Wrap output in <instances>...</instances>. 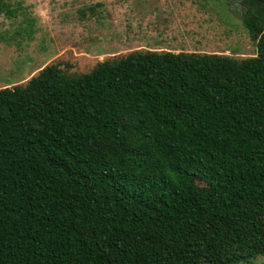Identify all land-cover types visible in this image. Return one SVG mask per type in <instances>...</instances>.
I'll use <instances>...</instances> for the list:
<instances>
[{"label": "trees", "instance_id": "trees-1", "mask_svg": "<svg viewBox=\"0 0 264 264\" xmlns=\"http://www.w3.org/2000/svg\"><path fill=\"white\" fill-rule=\"evenodd\" d=\"M253 57L133 51L0 89V264L264 256V0Z\"/></svg>", "mask_w": 264, "mask_h": 264}, {"label": "rangeland", "instance_id": "rangeland-1", "mask_svg": "<svg viewBox=\"0 0 264 264\" xmlns=\"http://www.w3.org/2000/svg\"><path fill=\"white\" fill-rule=\"evenodd\" d=\"M242 14L240 0H0V89L51 63L81 75L133 51L253 57Z\"/></svg>", "mask_w": 264, "mask_h": 264}]
</instances>
